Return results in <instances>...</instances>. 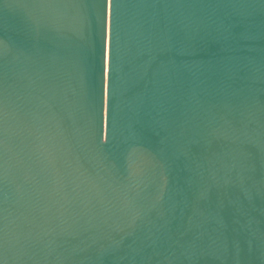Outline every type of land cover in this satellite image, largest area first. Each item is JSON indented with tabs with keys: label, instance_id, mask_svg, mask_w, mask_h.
<instances>
[{
	"label": "water",
	"instance_id": "obj_1",
	"mask_svg": "<svg viewBox=\"0 0 264 264\" xmlns=\"http://www.w3.org/2000/svg\"><path fill=\"white\" fill-rule=\"evenodd\" d=\"M0 264H264V0H0Z\"/></svg>",
	"mask_w": 264,
	"mask_h": 264
}]
</instances>
